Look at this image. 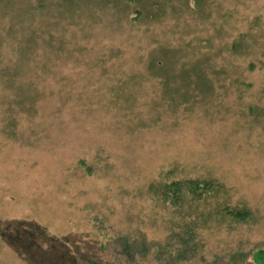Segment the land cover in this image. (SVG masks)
<instances>
[{"label": "rangeland", "instance_id": "obj_1", "mask_svg": "<svg viewBox=\"0 0 264 264\" xmlns=\"http://www.w3.org/2000/svg\"><path fill=\"white\" fill-rule=\"evenodd\" d=\"M187 179L213 187L160 200ZM182 241L264 250V0H0V264Z\"/></svg>", "mask_w": 264, "mask_h": 264}, {"label": "trees", "instance_id": "obj_2", "mask_svg": "<svg viewBox=\"0 0 264 264\" xmlns=\"http://www.w3.org/2000/svg\"><path fill=\"white\" fill-rule=\"evenodd\" d=\"M213 187L212 182L196 181L187 179L186 181L177 180L170 184H164V186L158 189L160 200L170 202L173 205L180 203V200L184 196H191L196 200H200L203 196L210 193ZM190 241H182L179 249L173 251L172 246L167 243L165 247H162L159 253L165 255L159 257V263L162 264H173L174 262L191 261L198 255V248L190 246ZM251 260L246 261L249 255L240 254L237 257H231L225 261H214L211 264H264V250H259L250 254Z\"/></svg>", "mask_w": 264, "mask_h": 264}]
</instances>
